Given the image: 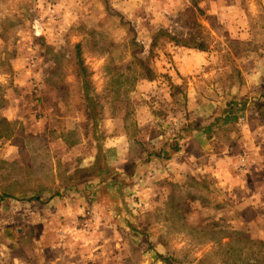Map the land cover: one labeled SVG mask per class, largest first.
Instances as JSON below:
<instances>
[{"label": "rangeland", "instance_id": "rangeland-1", "mask_svg": "<svg viewBox=\"0 0 264 264\" xmlns=\"http://www.w3.org/2000/svg\"><path fill=\"white\" fill-rule=\"evenodd\" d=\"M154 2L150 11L138 0H0V208L18 214V202L46 196L73 205L60 239L56 220L43 242L33 220L13 221L23 230L15 235L0 224V242L16 241L17 254L43 248L53 264H264V225L252 224L251 193L236 185H252L240 170L253 153L264 158V106L252 109L264 94V0H169L160 16ZM235 93L251 103L238 121L207 138L185 132L214 122ZM78 132L87 138L69 164L79 183L103 168L110 133L127 136L109 153L128 158L132 174L114 168L106 184L119 183L93 182L80 208L78 185L60 190L57 161L81 144ZM91 153L94 169L76 172Z\"/></svg>", "mask_w": 264, "mask_h": 264}, {"label": "crops", "instance_id": "crops-1", "mask_svg": "<svg viewBox=\"0 0 264 264\" xmlns=\"http://www.w3.org/2000/svg\"><path fill=\"white\" fill-rule=\"evenodd\" d=\"M146 1H149L151 3L153 0H138V2L144 4L146 9L150 11L153 10V7H154L153 4H151V7H149V4L146 3ZM168 1L169 0H157V2H154L156 11L155 12L152 11V14H154V16L162 15V12L165 10V8H167L165 6H167ZM160 28L162 27H158V30ZM69 130L70 129L68 128L65 131L69 132ZM193 133L207 138V136L203 135L202 132H193ZM191 134H190V137H191ZM78 136L80 138L81 144L70 148L72 150L65 151L62 157L57 160L58 164L62 167L60 176L62 177L61 179L63 180L64 183L62 184V187H61L60 185L61 179H60L56 186H57V190H59L61 187L60 190L61 192H63V191H66L67 187H69L71 184L78 185L79 187L78 189H80V191L78 190L79 191L78 193L84 195V197L80 199V197L78 196V198H76L74 201L77 203L78 208H80L88 203L89 196L90 195L93 196L94 191L98 189V187L92 186L93 182H98L102 177H104V182H105L104 186L106 187L107 176H111L113 174L114 168H116V170H118L119 172L127 176H131L132 174H130L129 171H126V168L124 165L126 160H129L128 158L123 159L119 163H117L114 161L112 157L113 152L109 153L110 149L111 151H113L112 149L113 147L120 146L122 144L127 143L128 142L127 136L126 135L123 136V134L121 133L119 135H116L115 137H112L110 133L107 140L106 139L104 140V148H105L104 160L105 161H104L103 168L99 170L97 174L91 176L90 181L88 178L86 182L79 183L78 178H76L72 174L73 166H70L69 164L70 161H73V159L80 154V152L73 153V151L81 150L82 141H84V139L87 138L81 132H78ZM190 137L188 141L190 140ZM65 145L67 146V143ZM67 152H69V154H67ZM123 152L128 157L130 156L129 149ZM261 152L264 153V149ZM84 156L85 157L82 158V161L83 159H85L86 163L83 165H79L78 167L79 169H76L77 170L76 172H79V170H81L82 168V171L84 170L89 173L96 166L95 163L98 160L96 154L91 153L87 155L85 154ZM262 158H263L262 155L257 158L253 153L252 163L250 165H247L245 170H242V169L240 170L243 173L247 172L248 175L252 174V185L250 184L249 179L246 181H243L242 178H240V180L236 183V185L239 184V187H238L239 191L244 192L243 189H245L246 192L250 191L251 193V194L249 193L250 195L248 194L249 195L248 197L252 196V211L254 213L252 217V224H263L264 225V174L263 175L261 174V172L264 171V158L263 159ZM242 160L245 163V159L242 158ZM138 164H139V160H136V166ZM237 164H239L240 166L239 162H237ZM243 173L238 175V177L243 176L244 175ZM109 181H110V178H109ZM56 182L57 181L55 180L52 182V184H55ZM54 189H55V186L45 187V189H43L42 192L47 193L48 191H52ZM71 189L72 188L70 187L69 190ZM57 199L46 196L45 199L42 198L41 200H33L30 202H24V203L18 202L19 207H17L15 210H17L18 208L22 209V211H20L18 214H6V211H3V208H6V207L1 206L0 224H4V223L8 224L6 225V229L4 231L11 229L13 230L12 232L15 235V234H19L23 232V230L19 228H12L13 225L11 224H14L12 223L13 221H17L18 218L24 220L25 222L29 220L31 221L33 220V222L39 224V227H40V233L36 239H39V241L43 242L42 239H43L44 233L50 230V227H49L50 224L52 223V221L56 220L58 223H61V225L60 227L56 229H51V230L52 231L54 230V232L55 230H57L58 233H56V238L60 239L61 233L65 232L64 231L65 227L62 226L61 221L65 218L63 216H66V215H68L70 219L73 218L72 211L68 210V207L72 208L73 205L70 204L72 200H69V204L67 206L66 201L68 200V198H62L63 200H57ZM82 199L86 201L83 202ZM6 206L9 208L10 204H7ZM66 223L70 225L69 222H66ZM59 229H62V231H59ZM260 232L262 235L260 238L264 239V236H263L264 230ZM16 247H17L16 241L10 244L5 243V242H0V264H53L52 260L48 258V254L45 252L43 248L40 249L41 250L40 252L38 251L35 252V255L34 254L29 255V257H27V255L17 254L18 251L16 250ZM9 250L10 252L7 253V251ZM35 256L37 257V259L33 260Z\"/></svg>", "mask_w": 264, "mask_h": 264}, {"label": "trees", "instance_id": "trees-1", "mask_svg": "<svg viewBox=\"0 0 264 264\" xmlns=\"http://www.w3.org/2000/svg\"><path fill=\"white\" fill-rule=\"evenodd\" d=\"M200 50H203V48H199ZM245 97L243 93H235L232 94L228 97L226 100L225 104L222 105L223 111L220 112V114L216 115L214 117V122L212 123H207L208 125H199V126H192L189 125L188 128L185 130L186 133H191V132H202V134H207L209 133V130L214 126H221L220 124L222 123L223 125L230 124L232 122L238 121L241 116L244 115V112L247 110L248 106L251 109V103L249 104L246 99H243ZM249 104V105H248ZM263 104L264 106V94L263 95H256L255 99H252V109L255 108V106ZM218 106H220L218 104ZM262 106V108H263ZM249 109V110H250ZM258 114V112H257ZM176 152L178 149H174ZM111 180V179H110ZM110 182V181H109ZM107 183L106 185L108 187L117 185L119 181L115 180L112 183Z\"/></svg>", "mask_w": 264, "mask_h": 264}]
</instances>
